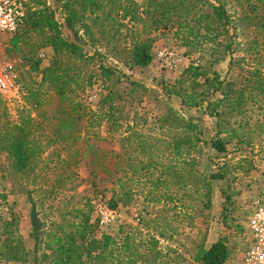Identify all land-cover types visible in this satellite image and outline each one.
Segmentation results:
<instances>
[{
	"label": "rangeland",
	"instance_id": "obj_1",
	"mask_svg": "<svg viewBox=\"0 0 264 264\" xmlns=\"http://www.w3.org/2000/svg\"><path fill=\"white\" fill-rule=\"evenodd\" d=\"M47 1L54 4V0ZM221 1L237 28L236 43L247 50L240 52L245 61L234 71L228 56L214 70L223 79L240 85L257 61H261L264 75V28L250 24L256 15V22L264 23V5L258 14H252L248 0ZM212 3L217 4V0ZM98 31L97 48L85 46L92 54L98 49L104 63L117 69V77L110 82L96 78V84L80 95L103 120L90 128L84 119L66 141L55 134L60 100L46 86L41 87V76L31 71L38 57L44 69L53 56L49 57L47 49L34 56L37 39L32 35L18 45L13 43V36L0 41L3 56L18 65L25 84L21 102L0 98L1 108L7 109V117L0 123L12 126L23 114H29L41 123L33 135L43 149L34 170L23 174L15 173L8 155L0 152V226L15 215L21 236L33 248L30 234L34 203L47 230L68 227L77 221L74 217L78 212L84 211L91 213L94 222L100 219L102 230L118 241L122 228L156 236L160 250L174 260L173 264H195L192 257L197 247L203 241L209 247L221 238H227L232 248L228 262L238 264L249 239L246 231L253 202L264 195V98L249 104L244 118L231 119L224 126L222 137L230 143L225 153H218L210 144L216 137L217 121L196 109L184 108L178 97L167 92L199 55L188 56L171 34H157L153 63L147 68L131 69L117 58L112 46L99 38ZM64 34L71 37L67 30ZM97 69L86 67L98 75ZM109 91L115 95L113 111L110 105L100 107ZM174 113L198 122L204 132L206 142L192 150L188 164L173 150L174 139L184 137L182 130L171 127L177 116ZM212 173H222L225 178L212 183L208 208L200 176ZM157 181L167 185L156 188ZM124 188L132 191V201L112 211L114 194L119 196Z\"/></svg>",
	"mask_w": 264,
	"mask_h": 264
},
{
	"label": "trees",
	"instance_id": "obj_2",
	"mask_svg": "<svg viewBox=\"0 0 264 264\" xmlns=\"http://www.w3.org/2000/svg\"><path fill=\"white\" fill-rule=\"evenodd\" d=\"M248 1L252 14H258L264 5V0ZM30 2L25 25L13 35L12 41L18 45L32 35L37 39L36 48L32 51L34 56L45 49L53 51L52 62L48 67L42 69V59L38 57L31 71L41 76V87L46 86L48 92L60 100L55 131L59 139L66 141L72 138L73 130L86 118L90 128L100 125L99 122L103 120L80 96L96 84V78L101 77L105 82H110L117 77V69L104 63L98 49L92 54L85 46L97 48L99 45L96 29L99 30V38L106 42V46H112L117 58L131 69L147 68L153 63L157 34L165 36L169 33L180 47L187 50L188 56L199 55L167 92L169 96L178 97L184 108L196 109L217 121L216 137L210 144L218 153H225L230 143V139L222 137L224 126L231 119L244 118L249 104L264 98L261 61L255 62V69L250 70L245 82L240 85L223 79L214 70L228 56L229 66L234 71L236 65L245 61V56L240 52L247 50L236 43L237 28L227 5L221 0H217V4H213L212 0H54L53 5L47 0ZM257 17L251 18V26L264 28V23L256 22ZM66 30L71 33V37L65 36ZM88 65L96 66L100 74L86 70ZM114 97V93L109 91L100 107L105 109L110 105L109 109L113 111ZM2 105L0 99V120L7 117V109H2ZM39 126L41 123L29 114H23L18 123L12 126L0 123V152L8 155L15 173L33 171L35 162L43 154L39 141L33 135ZM172 126L184 134V137L174 139L173 150L177 156L184 157V164H188L192 150L206 142L203 139L204 132L198 122L178 115L173 119ZM200 178L204 183L209 208L212 183L224 180L225 176L212 173L209 176L201 175ZM160 184L167 185L165 181H157L154 186L158 188ZM132 198V191L124 188L119 196L114 194L110 202L111 210H118L120 204L127 206ZM32 204L30 238L33 248L27 246L21 236L19 220L12 215L9 221L0 226V264L174 262L167 253H162L156 236H143L139 230L125 231L122 228L119 231L122 238L118 241L112 234L102 230L100 219L94 222L91 213L84 211H79L74 217L77 221L68 227L47 230L35 204ZM163 235L159 233V236ZM231 257L227 238H221L209 248L203 241L192 259L195 264H227Z\"/></svg>",
	"mask_w": 264,
	"mask_h": 264
},
{
	"label": "built area",
	"instance_id": "obj_3",
	"mask_svg": "<svg viewBox=\"0 0 264 264\" xmlns=\"http://www.w3.org/2000/svg\"><path fill=\"white\" fill-rule=\"evenodd\" d=\"M30 8V0H0V41L15 35L25 25ZM24 94L25 84L18 65L0 50V98L21 102ZM246 237L247 247L238 257V264H264V195L253 202Z\"/></svg>",
	"mask_w": 264,
	"mask_h": 264
},
{
	"label": "crops",
	"instance_id": "obj_4",
	"mask_svg": "<svg viewBox=\"0 0 264 264\" xmlns=\"http://www.w3.org/2000/svg\"><path fill=\"white\" fill-rule=\"evenodd\" d=\"M47 54L49 55V57H51L52 58V56H53V51L51 50V49H47ZM216 243V242H215ZM214 243H212L209 247H211L212 245H213ZM209 247H207V248H209ZM229 247V249L231 250V252H232V248L230 247V246H228ZM232 255H233V252H232ZM227 264H233V262L231 263V262H227Z\"/></svg>",
	"mask_w": 264,
	"mask_h": 264
}]
</instances>
